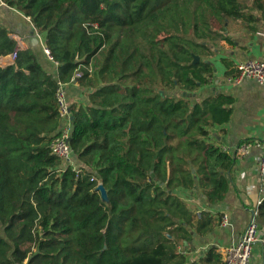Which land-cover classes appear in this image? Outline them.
Segmentation results:
<instances>
[{
  "label": "trees",
  "instance_id": "trees-1",
  "mask_svg": "<svg viewBox=\"0 0 264 264\" xmlns=\"http://www.w3.org/2000/svg\"><path fill=\"white\" fill-rule=\"evenodd\" d=\"M2 1L45 34L59 77L30 48L0 67V264H184L192 230L219 220L176 191L198 184L220 202L235 163L214 137L233 98L192 94L214 75L210 44L264 20V0ZM15 46L0 24V56ZM74 76L93 91L70 106L73 166L50 145L56 90Z\"/></svg>",
  "mask_w": 264,
  "mask_h": 264
},
{
  "label": "crops",
  "instance_id": "crops-1",
  "mask_svg": "<svg viewBox=\"0 0 264 264\" xmlns=\"http://www.w3.org/2000/svg\"><path fill=\"white\" fill-rule=\"evenodd\" d=\"M0 24L10 29V36L18 34L38 56L44 70L58 79V64L47 56L45 34L35 28L29 17L0 0ZM226 40L210 44L213 54L207 57L214 66V75L210 82L199 87L195 96L204 99L216 94L233 98L229 122L214 130V137L223 149L228 148L235 157L232 169L226 173L229 188L225 198L217 203H210L197 184L194 190L179 188L177 194L186 202L194 215L210 212L219 222L213 231L205 235L192 230V239L180 246L186 257L184 264H214L210 250H216L223 262V250L239 241L242 233L258 209L259 201L264 199V173L261 174L258 163L262 150L252 147L244 157H236L234 151L246 140L264 141V85L253 79H245L236 84L233 79L238 74L237 64L247 59L264 60V20L260 17L252 24L233 21L229 24ZM13 38V37H12ZM14 63L11 55L0 56V67ZM70 106L89 105L91 87H84L76 80L65 84ZM72 116V115H71ZM70 116V117H71ZM217 136L219 139H217ZM224 151V150H223ZM226 214L229 224L221 225ZM262 228V239L253 247L250 264H261L264 259V220L258 216Z\"/></svg>",
  "mask_w": 264,
  "mask_h": 264
},
{
  "label": "built area",
  "instance_id": "built-area-1",
  "mask_svg": "<svg viewBox=\"0 0 264 264\" xmlns=\"http://www.w3.org/2000/svg\"><path fill=\"white\" fill-rule=\"evenodd\" d=\"M16 41L15 50L11 57L16 59L19 52L27 50L29 47L27 43L18 34L12 35ZM45 52L51 59L50 51L46 48ZM238 74L234 77L233 81L236 84L242 83L245 79H253L259 84L264 85V60L247 59L237 64ZM76 76H80L77 74ZM76 76L72 80H76ZM56 101L59 108V117L62 121L59 133L53 138L50 148L53 154L59 157L64 163L74 166L72 160V148L70 145V138L72 133V120L70 104L66 95L65 84L59 83L55 93ZM252 147H259L262 154L259 157L258 167L260 173H264V141L246 140L238 145L234 151L236 157L246 156ZM228 148H223L226 151ZM264 199L260 200L258 204H262ZM259 210L253 212V216L249 221L247 227L242 233L238 242L227 246L223 250V264H250L253 258V247L262 239V228L258 222ZM229 219L226 214L221 219V225H228ZM22 264H27L24 261ZM261 264H264V259Z\"/></svg>",
  "mask_w": 264,
  "mask_h": 264
},
{
  "label": "water",
  "instance_id": "water-1",
  "mask_svg": "<svg viewBox=\"0 0 264 264\" xmlns=\"http://www.w3.org/2000/svg\"><path fill=\"white\" fill-rule=\"evenodd\" d=\"M199 61H200V57L198 55H194V59H193L192 63H197ZM192 95L195 96V93H193ZM73 119H74V117L71 116V120H73ZM217 139H219L218 136H217ZM98 190L101 192L103 199L107 200V198H108L107 197V192H106V189L104 188V186L102 184H100L98 186Z\"/></svg>",
  "mask_w": 264,
  "mask_h": 264
}]
</instances>
